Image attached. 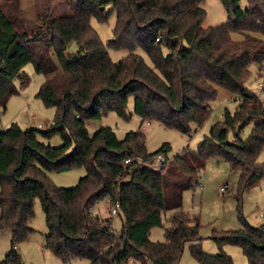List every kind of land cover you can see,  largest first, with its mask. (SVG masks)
Wrapping results in <instances>:
<instances>
[{
    "label": "trees",
    "instance_id": "16d2710c",
    "mask_svg": "<svg viewBox=\"0 0 264 264\" xmlns=\"http://www.w3.org/2000/svg\"><path fill=\"white\" fill-rule=\"evenodd\" d=\"M65 1L73 14L54 15L41 6L27 18L20 0H0V108L18 92L15 80L21 89L28 85L23 68L29 62L45 76L36 97L55 108L45 131L16 122L0 130V231L10 232L11 245L0 264H22L16 246L33 232L35 198L47 227L43 248L62 262L179 264L187 244L198 264H233L223 250L233 244L247 264H264V223L253 226L241 218L238 229L213 230L219 250L209 254L201 246L199 217L182 208L183 192L199 184L210 156L240 169V192L264 179V162H257L264 149V103L245 84L256 65L264 90V0H248L245 9L239 0H221L228 19L208 27L202 26V0ZM107 4L116 24L105 44L90 19L105 20ZM73 42L77 50L69 52ZM108 46L128 54L115 62ZM137 47L151 64L134 52ZM217 87L231 92L238 105L234 113L225 110L196 151L185 148L169 158L167 143L147 151L144 122L190 134L209 118ZM129 97L141 118L138 129L122 138L109 126L89 134V121L109 111L127 119ZM55 135L60 145L44 142ZM159 154L163 162L155 167ZM75 167H85L86 174L71 188L55 185L48 174ZM103 200L118 203L119 231L111 217L90 210ZM161 225L164 240L152 241L150 230Z\"/></svg>",
    "mask_w": 264,
    "mask_h": 264
},
{
    "label": "rangeland",
    "instance_id": "374dc122",
    "mask_svg": "<svg viewBox=\"0 0 264 264\" xmlns=\"http://www.w3.org/2000/svg\"><path fill=\"white\" fill-rule=\"evenodd\" d=\"M20 5L23 16L27 18H34L35 10L41 6H48L54 15L74 13V6L65 0H20ZM199 5L206 12L202 23L203 27L217 26L227 21L228 14L221 0H202ZM247 5L248 0H239V6L242 9H245ZM110 8L111 5L107 4L105 13H108ZM90 24L98 33L99 38L107 44L113 36L116 14L114 11L109 12L105 20L92 17ZM107 49L110 58L115 62L128 54L125 49H115L109 46ZM134 52L141 55L148 64H151L149 57L141 47L134 49ZM23 69L30 76V81L23 89L19 88L17 80L14 81L18 92L8 99L5 109L0 108V130L7 128L10 124L8 123L9 120H12L22 129L35 128L45 131L55 113L54 107L45 106L42 100L35 95L45 76L36 73L31 62L27 63ZM260 82L256 65H251L250 76L246 79L245 84L264 103V94L261 93L259 86ZM209 104L211 106L209 118L199 128L193 125L190 134L174 128H167L156 121H151L148 124L144 122L141 129L145 134L147 151L154 152L164 143L170 146L166 152L169 158L176 156L185 148L196 151L204 136L208 135L211 126L215 122L223 120L225 110L234 113L238 101L235 100V96L231 92L217 87V95L209 101ZM125 110L128 115L127 119L120 118L115 111H109L101 118L89 121L87 124L89 134L93 135L98 128L109 126L118 138H122L127 131L138 129L141 125V118L133 112L132 97H129ZM33 115L36 119H33ZM251 127L250 124L246 125L240 132L241 137L246 138ZM232 136V131H230L228 138L231 139ZM44 142L58 146L62 140L58 135H55L45 139ZM257 162H264V149L259 154ZM48 174L55 185L71 188L86 174V168L75 167L59 172L52 171ZM239 175V168L231 169L222 157L210 156L202 170L199 184L183 192L182 208L189 214L199 217L201 246L209 254H216L219 250L216 242L211 238L213 230L238 229L242 226L241 218L253 226L264 223V179L256 186L240 192ZM220 187H225V189L222 191ZM110 208V203L103 200L95 205L94 210L102 218L111 217L114 229L119 231L122 227V218L118 214L111 215ZM169 214V212L162 214L164 226ZM29 226L33 228V232L29 234L26 240L16 246L21 255L22 264H88L85 259L62 262L52 252L43 248V237L47 227L38 198L34 200V216L29 221ZM149 238L152 241L162 242L164 240L163 225L153 227L150 230ZM10 247V232L1 230L0 261L5 257ZM223 250L232 257L233 264H247L246 257L239 246L226 244ZM180 264H198L190 255L187 244L183 249Z\"/></svg>",
    "mask_w": 264,
    "mask_h": 264
},
{
    "label": "built area",
    "instance_id": "2783aa9c",
    "mask_svg": "<svg viewBox=\"0 0 264 264\" xmlns=\"http://www.w3.org/2000/svg\"><path fill=\"white\" fill-rule=\"evenodd\" d=\"M259 86H260L261 93L264 94L263 82H260L259 83ZM146 123L148 124L149 122H146ZM125 162H128V160H125ZM162 162H163V156L159 154V155L156 156V161L154 163V166L155 167H159ZM220 189L223 191L225 189V187H220ZM117 208H118V203L116 202V203H114L111 206V208H110V214L113 215V216L116 215L117 214ZM90 210L91 211H95L94 210V207L93 208H90Z\"/></svg>",
    "mask_w": 264,
    "mask_h": 264
},
{
    "label": "water",
    "instance_id": "95a60500",
    "mask_svg": "<svg viewBox=\"0 0 264 264\" xmlns=\"http://www.w3.org/2000/svg\"><path fill=\"white\" fill-rule=\"evenodd\" d=\"M76 50H77L76 43L75 42L71 43L68 47V51L75 52Z\"/></svg>",
    "mask_w": 264,
    "mask_h": 264
},
{
    "label": "crops",
    "instance_id": "0c3cea01",
    "mask_svg": "<svg viewBox=\"0 0 264 264\" xmlns=\"http://www.w3.org/2000/svg\"><path fill=\"white\" fill-rule=\"evenodd\" d=\"M21 6V5H20ZM22 13V12H21ZM36 13H37V9L35 10V15H36ZM23 15V14H22ZM33 119H36V117L33 115ZM12 122V120H9V122L8 123H11ZM251 126L253 125L252 123L250 124ZM179 264H180V261H179Z\"/></svg>",
    "mask_w": 264,
    "mask_h": 264
}]
</instances>
